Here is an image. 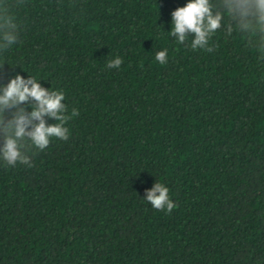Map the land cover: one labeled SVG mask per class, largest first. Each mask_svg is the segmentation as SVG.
I'll use <instances>...</instances> for the list:
<instances>
[{
    "label": "trees",
    "instance_id": "16d2710c",
    "mask_svg": "<svg viewBox=\"0 0 264 264\" xmlns=\"http://www.w3.org/2000/svg\"><path fill=\"white\" fill-rule=\"evenodd\" d=\"M7 3L20 33L0 53V85L30 75L79 114L67 141L28 152L32 167L0 157V264H264L256 0H209L221 16L211 52L171 35L188 0ZM156 182L171 213L145 199Z\"/></svg>",
    "mask_w": 264,
    "mask_h": 264
},
{
    "label": "clouds",
    "instance_id": "9594fccd",
    "mask_svg": "<svg viewBox=\"0 0 264 264\" xmlns=\"http://www.w3.org/2000/svg\"><path fill=\"white\" fill-rule=\"evenodd\" d=\"M247 0H235V7L245 10ZM256 5L264 13V0H256ZM171 35L183 44L189 36H193L191 48L206 49L213 33L220 28L221 16L213 15L209 0H188L182 7L172 12ZM20 25L14 10H10L7 0H0V53L7 51L19 39ZM156 61L166 64L167 50L157 52ZM123 60L119 56L109 60L106 67L119 69ZM5 65V64H4ZM4 65L0 67L3 69ZM65 94L62 90L44 87L40 81L29 75L17 74L7 84L0 85V157L7 165L21 163L32 167L28 152L33 148L43 151L53 138L67 141L69 128L65 125L79 114L78 109L67 113V105L63 102ZM31 107V111H28ZM55 122L49 124L48 120ZM170 189L163 183L156 182L146 190L145 199L159 211L171 213L176 204L170 197Z\"/></svg>",
    "mask_w": 264,
    "mask_h": 264
}]
</instances>
